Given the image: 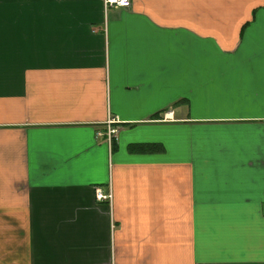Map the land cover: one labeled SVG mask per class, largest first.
Here are the masks:
<instances>
[{
  "label": "crops",
  "instance_id": "crops-1",
  "mask_svg": "<svg viewBox=\"0 0 264 264\" xmlns=\"http://www.w3.org/2000/svg\"><path fill=\"white\" fill-rule=\"evenodd\" d=\"M131 3L0 0V264H264V0Z\"/></svg>",
  "mask_w": 264,
  "mask_h": 264
},
{
  "label": "built area",
  "instance_id": "built-area-1",
  "mask_svg": "<svg viewBox=\"0 0 264 264\" xmlns=\"http://www.w3.org/2000/svg\"><path fill=\"white\" fill-rule=\"evenodd\" d=\"M131 0H104V7L106 10L110 9H128L131 7ZM118 120H110L108 122V129H107V139L109 142L113 140L115 136L118 134V129L115 127L118 124ZM99 136H103L102 133L98 134ZM99 199L101 200V195L98 194Z\"/></svg>",
  "mask_w": 264,
  "mask_h": 264
}]
</instances>
